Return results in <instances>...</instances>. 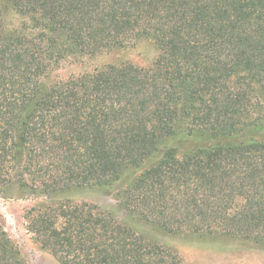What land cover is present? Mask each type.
I'll use <instances>...</instances> for the list:
<instances>
[{
  "label": "trees",
  "instance_id": "16d2710c",
  "mask_svg": "<svg viewBox=\"0 0 264 264\" xmlns=\"http://www.w3.org/2000/svg\"><path fill=\"white\" fill-rule=\"evenodd\" d=\"M140 40L149 66L58 74ZM0 194L45 198L27 227L62 264H186L158 234L264 248V0H0ZM0 264H28L1 223Z\"/></svg>",
  "mask_w": 264,
  "mask_h": 264
},
{
  "label": "rangeland",
  "instance_id": "374dc122",
  "mask_svg": "<svg viewBox=\"0 0 264 264\" xmlns=\"http://www.w3.org/2000/svg\"><path fill=\"white\" fill-rule=\"evenodd\" d=\"M8 18L18 24L21 17L10 13ZM156 51L151 41L140 40L135 45L104 51L83 63H66L59 70L60 76L79 73L95 66L133 62L149 66ZM45 198H18L0 194V223L21 250L28 264H62L50 251L43 249L28 230L25 213L32 205ZM79 202L95 204L124 219V211L112 194L94 191L83 192L74 197ZM159 242L174 248L186 264H264V248L248 245H231L223 242L197 241L166 234H158Z\"/></svg>",
  "mask_w": 264,
  "mask_h": 264
}]
</instances>
